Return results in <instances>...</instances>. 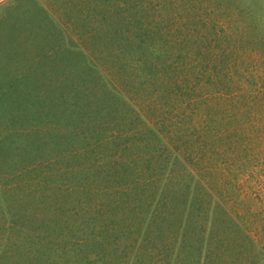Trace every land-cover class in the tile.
Here are the masks:
<instances>
[{
  "label": "trees",
  "instance_id": "1",
  "mask_svg": "<svg viewBox=\"0 0 264 264\" xmlns=\"http://www.w3.org/2000/svg\"><path fill=\"white\" fill-rule=\"evenodd\" d=\"M17 1H0V174L25 182L106 176L157 191L182 166L198 179L197 189L210 192V206L191 194L179 211L167 192L151 196L162 231L179 234V249L195 244L206 248L204 255L225 246L220 236L254 215L234 213L229 223L216 218L232 197L219 187H235L234 178L254 162L255 138L241 136L236 110L241 102L253 109L261 90H240V84L246 78L258 83L259 70L230 33L192 25L198 27L203 13L219 18L229 2L192 10L185 1L175 14L173 0L165 8L157 0H96L103 8L99 25L115 11L125 27L109 32L106 24L103 34L113 47L87 53L79 51V34L73 37L59 19L46 16L34 30L29 14L41 11L32 7L37 0ZM171 7L174 21L157 22L155 14ZM202 25L216 26L211 20ZM49 41L56 55L48 52ZM5 203L0 192V210Z\"/></svg>",
  "mask_w": 264,
  "mask_h": 264
},
{
  "label": "rangeland",
  "instance_id": "2",
  "mask_svg": "<svg viewBox=\"0 0 264 264\" xmlns=\"http://www.w3.org/2000/svg\"><path fill=\"white\" fill-rule=\"evenodd\" d=\"M25 1L28 2L22 0L21 3ZM157 1L162 2L165 8L167 0ZM185 1L189 2L192 10L201 6L210 9L217 2L173 0L175 14L181 12ZM223 1L230 5L225 14L219 18H211L213 14H210L206 18L207 14L203 13L198 27L192 25L195 27L193 30L217 29L218 33H230L232 44L235 42L240 46L244 43L243 52L250 56V65L259 73H255L254 77L258 83L250 84L246 78L241 81L240 90L254 85L261 91L253 109L245 108L241 102L240 109L236 110L239 111L236 124L241 136L253 135L252 138H255V157L244 174L234 178L235 187L230 182L217 190L225 196L228 190L232 192V197L231 201L227 199L223 203L226 213L219 212L216 218L229 223L234 213L250 210L254 215L247 217L246 222L243 218L239 219L240 225L235 233L229 231L220 236L221 240H228L227 244L217 252L204 255L206 248L195 244L191 248L183 243L185 248L179 249L180 244L174 239L179 234L162 231L157 218L161 211L151 198L167 192L168 197L178 202L176 209L181 211L193 194L202 197L199 199L210 206V192L201 187L202 190L197 189L198 179L182 166L177 167L174 173L170 172L168 177L171 178L157 191L143 190L141 186L136 188L106 176L88 178L80 174H64L25 182L1 173L0 192L6 203L0 210V264H264V0ZM95 2L37 0L32 7L36 6L41 11L32 10L37 16L33 17L29 12V17L37 32L46 16L59 19L73 37L79 34V51L89 53L104 49L105 52L113 47L103 34V30H107L106 24L110 26L109 32L124 29L125 26L121 21L122 14L117 15L115 11L110 20L103 21L105 26L99 25L98 10L103 8ZM173 10L171 7L168 11L156 13L153 9L151 12L156 13L157 22L171 18L174 21L169 13ZM166 15L169 17L165 18ZM91 17L94 18L91 20ZM206 20L215 22L216 26H203ZM247 39L258 42L251 43ZM55 46V42L51 41L47 46L48 52L56 55ZM227 63L224 60V64ZM218 64L221 65L220 62ZM246 104L248 106L247 100ZM199 242L202 243V240ZM199 248L201 252L197 251Z\"/></svg>",
  "mask_w": 264,
  "mask_h": 264
}]
</instances>
